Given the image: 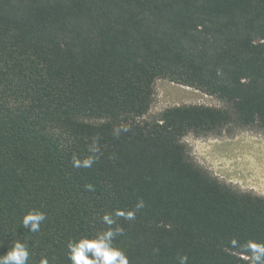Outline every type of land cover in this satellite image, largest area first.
I'll use <instances>...</instances> for the list:
<instances>
[{
	"label": "trees",
	"instance_id": "obj_1",
	"mask_svg": "<svg viewBox=\"0 0 264 264\" xmlns=\"http://www.w3.org/2000/svg\"><path fill=\"white\" fill-rule=\"evenodd\" d=\"M158 79L230 110L148 119ZM231 122L264 129V0H0V256L20 242L27 264H72L69 243L110 214L129 264H251L264 196L220 183L183 142ZM97 137V162L73 167Z\"/></svg>",
	"mask_w": 264,
	"mask_h": 264
},
{
	"label": "rangeland",
	"instance_id": "obj_2",
	"mask_svg": "<svg viewBox=\"0 0 264 264\" xmlns=\"http://www.w3.org/2000/svg\"><path fill=\"white\" fill-rule=\"evenodd\" d=\"M155 96L146 118L177 106H210L230 110L217 97L166 79L155 81ZM193 162L233 190L264 196V129L231 122L219 134L183 138Z\"/></svg>",
	"mask_w": 264,
	"mask_h": 264
},
{
	"label": "clouds",
	"instance_id": "obj_3",
	"mask_svg": "<svg viewBox=\"0 0 264 264\" xmlns=\"http://www.w3.org/2000/svg\"><path fill=\"white\" fill-rule=\"evenodd\" d=\"M121 131L127 129L114 128L113 134L119 136ZM89 152L92 155L81 159L78 156L72 157V165L76 168H90L97 162L96 153L99 152V137H97L89 147ZM86 190L93 191L91 184L86 185ZM144 207L143 200H139L136 204V209ZM116 215H124L126 219H134V212H117ZM46 219L44 213L39 211H31L23 218V226L31 232H38L41 223ZM102 221L110 226L108 230L97 234L93 239H80L79 241L69 243V259L72 264H129L126 255L119 249L115 248L112 241L117 235L123 234V228L111 226L115 224L112 215L106 214L102 217ZM252 253L251 264H264V245L250 242L247 245ZM29 257L26 246L20 242L14 243L10 250L5 255L0 256V264H27ZM180 264H187V257L179 258ZM41 264H48L47 259H43Z\"/></svg>",
	"mask_w": 264,
	"mask_h": 264
}]
</instances>
